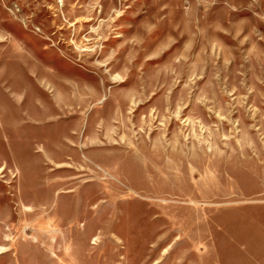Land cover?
Wrapping results in <instances>:
<instances>
[{
  "label": "rangeland",
  "instance_id": "rangeland-1",
  "mask_svg": "<svg viewBox=\"0 0 264 264\" xmlns=\"http://www.w3.org/2000/svg\"><path fill=\"white\" fill-rule=\"evenodd\" d=\"M0 264H264V0H0Z\"/></svg>",
  "mask_w": 264,
  "mask_h": 264
}]
</instances>
